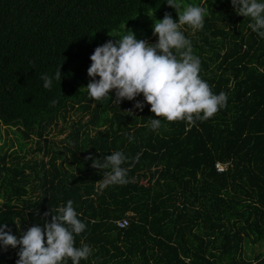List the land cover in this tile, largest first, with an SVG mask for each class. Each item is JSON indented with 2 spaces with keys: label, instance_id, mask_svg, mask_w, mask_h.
<instances>
[{
  "label": "trees",
  "instance_id": "trees-1",
  "mask_svg": "<svg viewBox=\"0 0 264 264\" xmlns=\"http://www.w3.org/2000/svg\"><path fill=\"white\" fill-rule=\"evenodd\" d=\"M202 3L203 29L184 34L226 106L194 124L159 117L152 131L150 105L134 107L142 96L115 104L114 92L94 100L84 87L97 46L126 31L147 41L165 13L178 19L166 0H0V129L33 155L0 147V222L13 235L72 200L86 224L75 244L93 249L80 264H264V39L230 0H184ZM58 68L60 83L43 88ZM71 111L80 117L60 127L59 145L51 129ZM113 151L128 158L127 183L101 187L108 169L91 158ZM17 251H0V264Z\"/></svg>",
  "mask_w": 264,
  "mask_h": 264
},
{
  "label": "clouds",
  "instance_id": "clouds-1",
  "mask_svg": "<svg viewBox=\"0 0 264 264\" xmlns=\"http://www.w3.org/2000/svg\"><path fill=\"white\" fill-rule=\"evenodd\" d=\"M230 3L237 15L250 19L251 31L264 39V0H230ZM166 4L176 10L178 19L174 21L165 13L154 22L156 42L137 40L134 33L126 31L114 42L109 40L97 46L87 68L91 80L84 87L94 100H109L114 92L115 104L142 96L143 102L137 101L134 107L143 110L145 104L150 105L149 111L154 114L149 125L152 131L161 127L159 117L168 122L186 120L194 124L196 119L212 117L227 103L225 93L215 94L200 77L201 61L193 54L191 41L182 30L185 25L193 31L203 29L207 10L196 4H184V0H166ZM41 80L43 88L50 90L54 82L60 83L59 68L51 75L42 74ZM91 159L94 169H108L101 187L127 183L128 169L122 165L128 158L122 151H113L102 161ZM49 215L50 222L31 226L20 235H13L0 222V251L18 248L15 264H67L69 259L71 264H80L81 260H87L93 249L88 244L80 247L75 244V237L86 230V224L80 220L73 201L57 207L55 215L52 209L44 213L45 217Z\"/></svg>",
  "mask_w": 264,
  "mask_h": 264
},
{
  "label": "rangeland",
  "instance_id": "rangeland-1",
  "mask_svg": "<svg viewBox=\"0 0 264 264\" xmlns=\"http://www.w3.org/2000/svg\"><path fill=\"white\" fill-rule=\"evenodd\" d=\"M201 7L206 8L203 6V3ZM175 10V9H174ZM141 19V18H140ZM142 20V19H141ZM125 28V27H124ZM182 30H185V27L183 26ZM109 38V36L107 37ZM154 38V39H153ZM157 37L155 35H152L150 39L147 40L148 43L154 44L156 42ZM78 115L74 114V112L71 111L70 115H67V120L63 121L62 119L59 121V126L58 127H53L51 129V135L50 139H53L57 144L62 145L60 142L61 140L65 137V135L60 134L59 130L62 125L64 126H69L70 123L76 121V117ZM80 117V116H78ZM69 127H66L68 129ZM0 147H3V152L1 154H12L13 152L19 154L21 157H27V159L32 158L33 155L30 154V149L32 145H27L24 150L21 152L18 150L17 143H15V135L14 132H17L16 129L12 128H6V127H1L0 129ZM69 130H67L66 134L68 133ZM91 135H94V133H91ZM38 158H41V155H38Z\"/></svg>",
  "mask_w": 264,
  "mask_h": 264
},
{
  "label": "built area",
  "instance_id": "built-area-1",
  "mask_svg": "<svg viewBox=\"0 0 264 264\" xmlns=\"http://www.w3.org/2000/svg\"><path fill=\"white\" fill-rule=\"evenodd\" d=\"M216 169L219 171V172H222L224 170H226V167H222L220 164H216ZM117 226L119 228H125L127 226V222L126 221H121V222H118L117 223Z\"/></svg>",
  "mask_w": 264,
  "mask_h": 264
}]
</instances>
